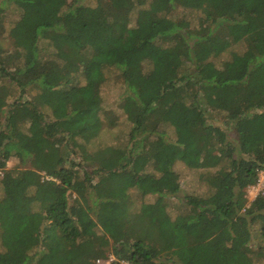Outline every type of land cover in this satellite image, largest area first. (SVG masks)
<instances>
[{
	"label": "trees",
	"instance_id": "1",
	"mask_svg": "<svg viewBox=\"0 0 264 264\" xmlns=\"http://www.w3.org/2000/svg\"><path fill=\"white\" fill-rule=\"evenodd\" d=\"M262 172L264 0H0V264H261Z\"/></svg>",
	"mask_w": 264,
	"mask_h": 264
},
{
	"label": "rangeland",
	"instance_id": "2",
	"mask_svg": "<svg viewBox=\"0 0 264 264\" xmlns=\"http://www.w3.org/2000/svg\"><path fill=\"white\" fill-rule=\"evenodd\" d=\"M92 6H96L97 0H85ZM5 10L4 13V32H3V40L1 41V44L6 49L9 48L10 43L9 40L5 39L7 37V31L10 28V26L18 19L19 12L14 8L13 5L5 4L3 7ZM5 39V40H4ZM243 50V46H235L232 48V51H241ZM227 56V55H226ZM226 58H223L222 60H225ZM124 85L119 77H116L114 74L108 75V82L105 86V92H106V105L112 106L117 99H120L121 94L124 92ZM34 94V93H33ZM17 98V95H14L12 98V101ZM27 99H31L27 96ZM120 139L119 132L115 130L114 132L111 131H104L98 138L95 139L96 143H100L102 145H111L115 144L116 141ZM94 144L89 145L88 149L94 150ZM18 164V161L13 160L8 163V168L12 169ZM176 170L179 173L180 176V183H181V192L179 194L180 197L185 196V194H193V195H204L207 191V187L203 183V181L200 179L199 175L203 172L202 170H195L187 168L184 164L178 163L176 165ZM264 190V172L260 174V180L257 186L251 187L247 192V199L248 202H252L262 191ZM3 193L1 192V196ZM152 200L155 199V197H151ZM172 201L177 206L179 202L178 200L172 198ZM2 240V235L0 236V241ZM102 263V262H101ZM261 264H264L261 263Z\"/></svg>",
	"mask_w": 264,
	"mask_h": 264
},
{
	"label": "built area",
	"instance_id": "3",
	"mask_svg": "<svg viewBox=\"0 0 264 264\" xmlns=\"http://www.w3.org/2000/svg\"><path fill=\"white\" fill-rule=\"evenodd\" d=\"M98 262H99L100 264H102V263H103V261H101V260H99ZM101 262H102V263H101ZM125 264H130V263H125Z\"/></svg>",
	"mask_w": 264,
	"mask_h": 264
}]
</instances>
